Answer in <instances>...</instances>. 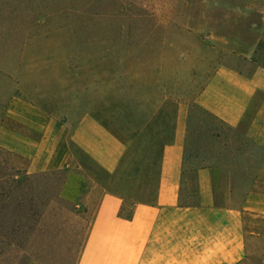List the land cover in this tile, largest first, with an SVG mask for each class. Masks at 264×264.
Wrapping results in <instances>:
<instances>
[{
	"label": "rangeland",
	"instance_id": "1",
	"mask_svg": "<svg viewBox=\"0 0 264 264\" xmlns=\"http://www.w3.org/2000/svg\"><path fill=\"white\" fill-rule=\"evenodd\" d=\"M249 0H0V126L14 130L8 104L22 98L44 110L61 111L63 96L102 92L104 117L119 116L153 90L165 92L167 135L174 117L175 90H182L184 116V197L196 196V172L210 170L217 206L254 210L242 218L248 255L242 264L264 262V142L247 137L253 113L229 127L195 103L209 79L200 75L224 62L214 37L241 34L256 44L254 63L264 66V43L239 22L258 25L262 12L237 13L231 6ZM264 6V0H251ZM242 25V24H241ZM249 69L245 63L240 65ZM99 98L97 99V101ZM164 116V115H163ZM150 128L129 147L111 191L146 201L154 195L160 139L166 128ZM216 119V120H214ZM4 123V124H3ZM110 123V121L108 122ZM164 128V129H163ZM163 134V133H162ZM83 171L71 184L99 177L82 154ZM28 157L0 148V264H76L89 214L100 190H70L62 197L65 171L27 174ZM78 206V207H77Z\"/></svg>",
	"mask_w": 264,
	"mask_h": 264
},
{
	"label": "crops",
	"instance_id": "2",
	"mask_svg": "<svg viewBox=\"0 0 264 264\" xmlns=\"http://www.w3.org/2000/svg\"><path fill=\"white\" fill-rule=\"evenodd\" d=\"M231 8L240 14L264 10L263 5L251 0L249 4L239 2ZM233 27L249 28L255 33L257 43H264L263 20L258 25L239 22ZM212 41L224 62L200 73L209 79L195 103L232 128L253 113L247 137L261 144L264 142V66L251 60L256 44L251 43L248 48L239 33L227 38L214 37ZM243 62L249 69L240 66ZM102 95V92L79 93V98L72 101L71 94H64V104L58 112L15 98L7 106L6 117L16 128L0 126V148L27 156V174L66 172L64 199L71 198L73 189L101 191L94 211L89 214L76 264L244 263L248 240L242 218L256 212L247 207L239 211L217 206L207 168L196 172L197 195H182L186 125L182 90L178 94L175 90L174 117L168 135L165 109L172 99L165 92L153 90L142 96L141 103H127L126 108L135 117L126 119L119 116L117 106L111 107L110 118L104 117ZM160 116L166 128L160 133L164 143L154 195L139 201L108 189L107 180L116 174L131 144L150 133V128L160 123ZM79 153L100 173L87 186L71 184L74 176L79 177L83 171Z\"/></svg>",
	"mask_w": 264,
	"mask_h": 264
},
{
	"label": "trees",
	"instance_id": "3",
	"mask_svg": "<svg viewBox=\"0 0 264 264\" xmlns=\"http://www.w3.org/2000/svg\"><path fill=\"white\" fill-rule=\"evenodd\" d=\"M214 120H216V119H214Z\"/></svg>",
	"mask_w": 264,
	"mask_h": 264
}]
</instances>
